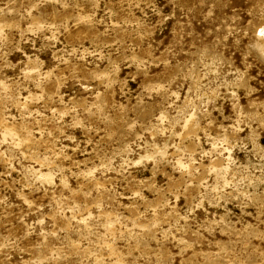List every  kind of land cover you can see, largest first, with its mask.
<instances>
[{
    "label": "clouds",
    "instance_id": "obj_1",
    "mask_svg": "<svg viewBox=\"0 0 264 264\" xmlns=\"http://www.w3.org/2000/svg\"><path fill=\"white\" fill-rule=\"evenodd\" d=\"M164 7L166 15L157 0H0L2 126L23 131L51 112L35 126L50 128L42 166L68 161L57 175L80 167L64 150L57 156L55 144L70 141L73 153L94 145L88 155L112 171L150 162L190 176L200 133L220 135L231 119L225 104H235L252 69L264 75V0H167ZM168 20L173 31L161 44L154 33ZM33 103L38 112L29 111ZM11 108L20 115L10 124ZM5 143L9 151L20 146L14 135ZM251 256L209 246L190 264H249Z\"/></svg>",
    "mask_w": 264,
    "mask_h": 264
},
{
    "label": "rangeland",
    "instance_id": "obj_2",
    "mask_svg": "<svg viewBox=\"0 0 264 264\" xmlns=\"http://www.w3.org/2000/svg\"><path fill=\"white\" fill-rule=\"evenodd\" d=\"M166 2L157 0L165 15ZM172 31L168 20L154 38L168 44ZM236 96L225 104L231 119L224 131L211 140L200 133L202 151L183 177L150 162L112 171L88 155L94 145L73 153L70 141L55 144L57 156L64 150L80 167L57 175L68 161L42 166L51 155L50 128L35 126L52 113L17 131L2 126L0 111V264H190L209 246L247 250L249 264L264 259V75L252 69ZM19 115L11 108L9 123ZM13 135L20 146L9 151L5 140Z\"/></svg>",
    "mask_w": 264,
    "mask_h": 264
},
{
    "label": "bare ground",
    "instance_id": "obj_3",
    "mask_svg": "<svg viewBox=\"0 0 264 264\" xmlns=\"http://www.w3.org/2000/svg\"><path fill=\"white\" fill-rule=\"evenodd\" d=\"M45 175V174H44ZM39 177V176H38ZM44 179H45V176H44Z\"/></svg>",
    "mask_w": 264,
    "mask_h": 264
}]
</instances>
